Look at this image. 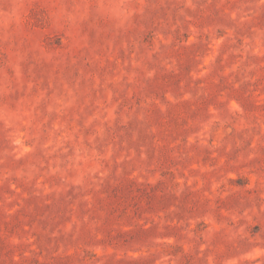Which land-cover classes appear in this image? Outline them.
Here are the masks:
<instances>
[{
	"label": "rangeland",
	"instance_id": "1",
	"mask_svg": "<svg viewBox=\"0 0 264 264\" xmlns=\"http://www.w3.org/2000/svg\"><path fill=\"white\" fill-rule=\"evenodd\" d=\"M0 264H264V0H0Z\"/></svg>",
	"mask_w": 264,
	"mask_h": 264
}]
</instances>
